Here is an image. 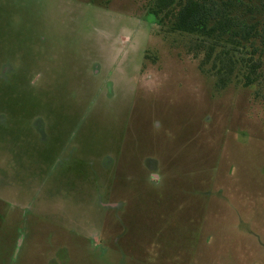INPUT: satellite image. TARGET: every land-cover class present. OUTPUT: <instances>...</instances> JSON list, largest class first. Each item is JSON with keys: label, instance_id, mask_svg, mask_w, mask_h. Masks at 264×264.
<instances>
[{"label": "rangeland", "instance_id": "rangeland-1", "mask_svg": "<svg viewBox=\"0 0 264 264\" xmlns=\"http://www.w3.org/2000/svg\"><path fill=\"white\" fill-rule=\"evenodd\" d=\"M152 1L0 0V264H264V88Z\"/></svg>", "mask_w": 264, "mask_h": 264}, {"label": "trees", "instance_id": "trees-1", "mask_svg": "<svg viewBox=\"0 0 264 264\" xmlns=\"http://www.w3.org/2000/svg\"><path fill=\"white\" fill-rule=\"evenodd\" d=\"M149 20L180 42L217 90L264 88V0H153ZM11 66H7L8 70Z\"/></svg>", "mask_w": 264, "mask_h": 264}, {"label": "flooded vegetation", "instance_id": "flooded-vegetation-1", "mask_svg": "<svg viewBox=\"0 0 264 264\" xmlns=\"http://www.w3.org/2000/svg\"><path fill=\"white\" fill-rule=\"evenodd\" d=\"M118 206H119V204H118ZM118 206H116V207L114 206V207L117 208Z\"/></svg>", "mask_w": 264, "mask_h": 264}]
</instances>
